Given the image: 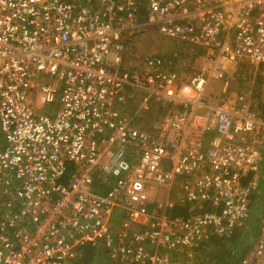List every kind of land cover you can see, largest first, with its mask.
Returning <instances> with one entry per match:
<instances>
[{
    "label": "built area",
    "instance_id": "built-area-1",
    "mask_svg": "<svg viewBox=\"0 0 264 264\" xmlns=\"http://www.w3.org/2000/svg\"><path fill=\"white\" fill-rule=\"evenodd\" d=\"M147 25L180 46L128 71L123 32ZM193 55L185 93L174 65ZM239 58L264 64V0H0V264H69L84 245L190 264L244 223L264 117L228 87L222 63ZM36 86L52 115L27 103ZM129 101L166 110L146 130ZM175 201L188 215L168 214ZM238 264H264V215Z\"/></svg>",
    "mask_w": 264,
    "mask_h": 264
},
{
    "label": "crops",
    "instance_id": "crops-1",
    "mask_svg": "<svg viewBox=\"0 0 264 264\" xmlns=\"http://www.w3.org/2000/svg\"><path fill=\"white\" fill-rule=\"evenodd\" d=\"M147 26L149 27L148 29L145 28ZM147 26H143L141 28H136V29L129 31V32H123L124 34L122 35V39H123L124 44H125V49L122 53V61L127 62V64L124 66V64L122 63L121 66L123 68L127 69L128 71L140 69L139 67L142 66V62L144 61L143 57L148 55V53H145V51H144L145 48H148V49L150 47H152L151 49L155 48V47H153V44H152V40H151L152 38L148 35L149 33L146 30L153 31V30H157V29L154 26H150V25H147ZM156 44H157V42H156ZM169 50L171 51V49H169ZM149 51H151V50H149ZM167 51L168 50H165L161 54H166L169 52V51L168 52ZM198 54H200V53H198ZM149 55H154V54H149ZM187 58H189V57H187ZM189 59L187 60L186 63H184L185 65H181V61L176 62L174 65V68L178 71V74H179V78H178V81L176 83V87H180L179 89H181V91H183L185 93L190 92L189 88H188L189 87L188 80H189L191 74L193 73V69L191 68L190 64L194 62V60L196 59V56L193 55ZM128 60L131 62L129 63ZM199 61H200L199 59L196 60V63H199ZM134 62H137V63L134 64ZM196 63H194V65H196ZM243 63L250 64V62H248V60L245 58H239L238 61H236V63L233 65L232 64L230 65L227 63H222V67L225 69H228V72H227L228 87L237 93L244 94L245 97L250 101L252 107L257 111V113H259L261 115L263 113V109H264V97H263L260 89H258V88L256 89V87L253 88L252 85L248 84L249 82L246 79H247V77L252 76V72L250 73L249 71H247V69H245L244 66L242 65ZM261 66L264 67V64H262V65L259 64V67H261ZM210 87H218V91L209 90ZM221 87H222V81L220 79H211L209 81L207 88L205 90L206 101L208 104H216L220 101V95H221L220 89H221ZM165 110H166V108L162 109L157 105H153L148 110L142 111V113L147 114V112H149V114H151V113H155L154 111H157L159 113H165L164 112ZM158 117L159 116L154 114L152 121L157 120ZM152 121L145 128L146 130H150ZM263 170H264V167H263V163H262L261 171H260V173H261L260 185L262 182ZM261 195H262V192H260V191L255 192L254 191L252 193L251 198L256 197L258 200V197H261ZM180 197L181 196H179V199H180ZM175 202L178 203V201H175ZM259 214H261V215H259V218L262 215H264V206L262 208V213H259ZM100 249L104 250L103 248H100ZM112 261H114L116 264H122L116 260H112ZM181 261H184V259H182Z\"/></svg>",
    "mask_w": 264,
    "mask_h": 264
},
{
    "label": "trees",
    "instance_id": "trees-1",
    "mask_svg": "<svg viewBox=\"0 0 264 264\" xmlns=\"http://www.w3.org/2000/svg\"><path fill=\"white\" fill-rule=\"evenodd\" d=\"M261 116L264 117V109ZM104 189L105 187L103 186L95 187L98 192H102ZM260 198L258 197V200ZM256 200V197L251 198L250 212H252L254 204L257 202ZM204 208L208 210L210 207L205 204ZM189 212L188 207L179 203H174L168 210V214L171 216H186ZM255 219L256 226H254L252 215L250 214L244 223L234 227L227 236L208 235L204 241L193 249L190 264H238L257 236L260 218L256 216ZM69 264L116 263L100 247L84 245L79 248L78 255Z\"/></svg>",
    "mask_w": 264,
    "mask_h": 264
},
{
    "label": "rangeland",
    "instance_id": "rangeland-1",
    "mask_svg": "<svg viewBox=\"0 0 264 264\" xmlns=\"http://www.w3.org/2000/svg\"><path fill=\"white\" fill-rule=\"evenodd\" d=\"M145 28L148 29L149 27L147 26ZM146 31L149 33L148 35L152 38L151 39L152 44H153V47H155L153 49H151L152 47H150L149 49L148 48L144 49L145 53H148V55L149 54H161L165 50L170 51L169 49L172 50L173 48H177L178 46H180L179 42L165 38L157 30H153V31L146 30ZM187 60L188 59L186 57H183L182 60H179V62L181 61V65H185L184 63H186ZM130 62L131 61H129V63ZM122 63L124 64V66L127 64V62L125 61ZM136 63L137 62H134V64ZM242 65L244 66L245 69H247V71H249L250 73L252 72V76L247 77L246 79L249 82L248 84L252 85L253 88L256 87V89L257 88L260 89L264 97V67L263 66L259 67V65H253V64H248V63H243ZM209 90L218 91V87H210ZM26 99H27V103L35 111L41 112V113H47L50 115L54 113L55 103H52V104L46 103V101L44 100V95L38 89V86H36L35 88L29 89ZM125 108H126L125 109L126 113L132 115L135 118L136 124L141 126L144 129L150 124V122L152 121V118L154 117V114H156L157 116H162L161 114H163L157 111H154L155 113H151V114H149V112H147V114H143L141 111H139V113L135 112V109H136L135 103H131V101L127 103ZM258 191L262 192V195H261V198L257 200V202L254 204V207L251 212L254 226H256L255 217L256 216L259 217V215H261L259 213H262V208L264 206V170L262 172L261 185L257 188V190H255V192H258ZM185 264H189V263L185 262Z\"/></svg>",
    "mask_w": 264,
    "mask_h": 264
}]
</instances>
